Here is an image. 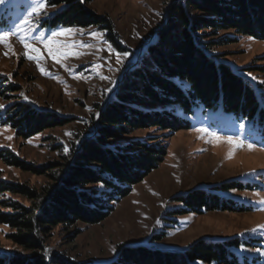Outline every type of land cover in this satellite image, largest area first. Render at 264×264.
Segmentation results:
<instances>
[{
  "label": "rangeland",
  "instance_id": "obj_1",
  "mask_svg": "<svg viewBox=\"0 0 264 264\" xmlns=\"http://www.w3.org/2000/svg\"><path fill=\"white\" fill-rule=\"evenodd\" d=\"M175 1L179 0H88L86 8L112 25L121 51L110 43L102 27L42 24L60 9L58 6L46 5L42 10L46 14L28 16L33 0L0 4V32L15 33L0 42V149H10L38 166L63 162L72 142L78 146L93 135L100 113L125 74L139 64L148 40L154 36L156 42L158 31L167 23L168 7ZM25 19L31 23L23 24ZM17 26L24 31H18ZM224 34L236 40L214 48L221 54L218 59L264 89V41L236 36L233 31H221L219 36ZM25 43L32 47L26 48ZM19 103L65 117L68 122L21 138L2 123L6 110H15ZM215 118L193 119L190 129L172 135L152 127L112 140L125 145L158 137L153 141L164 140L166 153L127 196L114 203L101 222L53 228L46 238L49 250L76 264H108L124 246L180 251L208 239L225 243L237 264H264V227H258L264 226V136L251 131L247 122ZM0 180L33 187L48 182L44 174L23 171L1 159ZM232 180L251 186L217 189ZM197 189L240 202L249 210L180 211L184 204L177 198ZM8 199L28 204L20 196L0 195V200ZM10 232L0 224L2 255L21 252L7 238Z\"/></svg>",
  "mask_w": 264,
  "mask_h": 264
},
{
  "label": "trees",
  "instance_id": "obj_2",
  "mask_svg": "<svg viewBox=\"0 0 264 264\" xmlns=\"http://www.w3.org/2000/svg\"><path fill=\"white\" fill-rule=\"evenodd\" d=\"M87 1L45 0L47 6L60 9L42 24L102 27L110 43L121 51L112 25L91 13L85 6ZM167 12V23L158 31L156 42L125 74L97 118L93 135L78 146L72 142L63 162L38 166L10 149H0V159L8 165L48 179L40 187L0 180V195L9 193L28 201L25 205L0 200V224L11 230L7 238L21 250L0 254V264H76L49 250L46 238L52 229L101 222L112 212L114 203L127 196L165 156L164 140L153 141L158 137H150L151 142L131 140L125 145L112 142L122 135L152 127L172 135L190 129L193 119L209 116L218 117L216 121L247 122L251 131L264 136V89L234 72L218 59L221 54L214 49L236 40L219 36L221 31L264 41V0H179L170 4ZM17 106L6 110L2 123L21 138L68 122L27 104ZM244 186L251 184L232 180L217 189ZM177 199L184 204L182 212L249 210L240 202L202 189ZM227 263L237 264V258L225 243L200 239L180 251L124 246L108 264Z\"/></svg>",
  "mask_w": 264,
  "mask_h": 264
},
{
  "label": "snow or ice",
  "instance_id": "obj_3",
  "mask_svg": "<svg viewBox=\"0 0 264 264\" xmlns=\"http://www.w3.org/2000/svg\"><path fill=\"white\" fill-rule=\"evenodd\" d=\"M6 2V0H0V4H4ZM48 3H51V0H47ZM46 7V3L45 0H33V5H32V9L31 11L28 13V16H32L33 14H46L43 13L42 10ZM23 24H30L31 21L28 19H25L24 21H22ZM17 30L18 31H24L23 29H20L19 26H17ZM58 33H53V35H57ZM9 35H15V33H9V32H0V42H3L7 39V37ZM21 39V42H24V37L21 36L19 37ZM51 43V41H49ZM25 47L26 48H31V45H28L25 43ZM33 51H38L37 49L33 48ZM48 53L49 55H52V49L48 48ZM29 59H38L37 56H29ZM0 107H3V105H0ZM201 131H207L206 129H201ZM249 147H252V145H249ZM264 202V201H262ZM258 227H264V226H258ZM241 251H243V247L241 248ZM257 251H259V249H257ZM264 254V253H262Z\"/></svg>",
  "mask_w": 264,
  "mask_h": 264
},
{
  "label": "water",
  "instance_id": "obj_4",
  "mask_svg": "<svg viewBox=\"0 0 264 264\" xmlns=\"http://www.w3.org/2000/svg\"><path fill=\"white\" fill-rule=\"evenodd\" d=\"M154 38H155V37L153 36L151 39L148 40V42L145 44V50H147V48H148L150 45L154 44V42H155V41H154ZM143 50H144V48L140 50L139 57H140V55H142ZM137 62H138V61H137Z\"/></svg>",
  "mask_w": 264,
  "mask_h": 264
}]
</instances>
